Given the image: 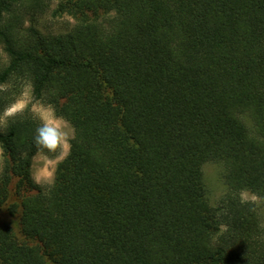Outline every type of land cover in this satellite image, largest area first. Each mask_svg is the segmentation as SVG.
Segmentation results:
<instances>
[{
    "label": "trees",
    "instance_id": "obj_1",
    "mask_svg": "<svg viewBox=\"0 0 264 264\" xmlns=\"http://www.w3.org/2000/svg\"><path fill=\"white\" fill-rule=\"evenodd\" d=\"M49 13L70 28L43 33ZM0 85V110L30 85L74 130L43 188L39 121L0 128V209L14 191L24 237L0 225V264H264L239 195L264 200V0H0Z\"/></svg>",
    "mask_w": 264,
    "mask_h": 264
},
{
    "label": "clouds",
    "instance_id": "obj_2",
    "mask_svg": "<svg viewBox=\"0 0 264 264\" xmlns=\"http://www.w3.org/2000/svg\"><path fill=\"white\" fill-rule=\"evenodd\" d=\"M6 88L7 85H0V91ZM25 108L39 121L33 136L36 152L31 158L30 179L37 185L51 187L57 165L69 154L74 130L63 117L56 114L51 104L31 96L30 85L25 86L12 103L0 110V128L6 127L9 120L22 113ZM239 195L242 202L249 198L245 191H241ZM251 199L255 200V197L252 196ZM219 229L223 231L224 225H220Z\"/></svg>",
    "mask_w": 264,
    "mask_h": 264
},
{
    "label": "rangeland",
    "instance_id": "obj_3",
    "mask_svg": "<svg viewBox=\"0 0 264 264\" xmlns=\"http://www.w3.org/2000/svg\"><path fill=\"white\" fill-rule=\"evenodd\" d=\"M73 21L69 20L68 17H63L60 19H53L51 14H46L41 16L36 21V26L43 32V33H62L67 31L70 27V23L72 24ZM31 94V90H30ZM247 123L251 125V122L247 120ZM1 157V151H0ZM57 168V167H56ZM224 165L219 162H207L203 165V177L204 183L207 190V199L208 202L212 207H218L221 199L225 195L227 188L224 182ZM54 180V179H53ZM41 187L45 188L48 185H40ZM248 194V199L250 201H254L261 209L263 221H264V200L261 198L256 197L255 195L246 192ZM254 196L255 200L251 199ZM20 200L15 195L14 191H12L11 196L7 204L0 209V225L6 224L8 225L16 236L24 240V237L21 232V225H20V214L12 216L8 213L7 208L11 204L19 203ZM34 244L35 241H32Z\"/></svg>",
    "mask_w": 264,
    "mask_h": 264
}]
</instances>
